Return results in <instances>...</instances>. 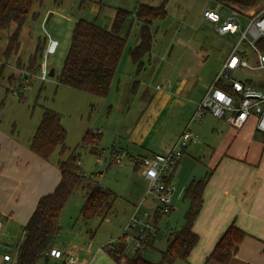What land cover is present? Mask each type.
I'll use <instances>...</instances> for the list:
<instances>
[{
	"label": "rangeland",
	"instance_id": "1",
	"mask_svg": "<svg viewBox=\"0 0 264 264\" xmlns=\"http://www.w3.org/2000/svg\"><path fill=\"white\" fill-rule=\"evenodd\" d=\"M162 2L166 15L152 20L153 44L142 57L140 68L133 64L129 54L137 42L140 27L134 13L140 3L158 6ZM262 7L264 0L249 8L227 7L216 0H36L20 31L17 52L5 53L13 24L0 31L2 129L12 130L14 135H20V139H26L35 132L44 109L59 113L66 131V149L61 152L56 147L49 156L52 161L66 159L76 146L79 147L86 131L98 135L93 144L78 148V165L84 174H92L101 186L116 194L112 213L103 220L97 216L83 220L79 216L83 193L80 190L71 193L61 209L60 231L53 244L64 248L73 245L85 247L91 241L93 248L101 246L104 249V246L122 240L121 235L136 206H139V211L152 210L153 203L147 193L149 183L138 163L139 156L147 153L140 147L145 135V132L141 134L145 119H152L160 111L166 99L160 97L174 91L179 101L187 100L184 116L174 120L178 110L174 107L166 116L160 133L179 132L191 115L193 100L198 101L203 95L198 78L201 83L209 85L231 48L238 44V33H219L214 24L204 20L203 11L212 9L228 15L231 9L236 10L241 14V28L244 29L249 17ZM117 8L129 11V15L122 29L125 45L114 75L116 82L106 98L59 84L57 76L71 42L75 22L82 18L110 29ZM50 40L56 42L53 51L47 50ZM37 46H40L38 52ZM250 52L247 50L248 55ZM32 61L35 72L30 68ZM249 62L254 63L255 57L249 58ZM43 69L47 72L45 80L40 78ZM51 69L54 74L50 76L48 72ZM31 72H34L32 76ZM229 75L235 80L250 78L264 82V69L238 68ZM178 78L192 83L183 96L180 90H172ZM221 78L227 81L225 75ZM187 93L189 98H185ZM152 96L154 98L150 99ZM223 121L206 114L190 125V130L199 138L198 142L186 146L179 160L182 165L174 176L175 209L161 215L154 243L141 251L151 262H160V251L166 247L168 233L182 225L189 208V200L183 196L184 187L193 177L202 178L210 170L207 161L212 150L209 147L215 148L224 139L228 125ZM113 151L117 152L120 161H110ZM21 239L20 232L14 242ZM14 251L15 246L7 250L12 255ZM125 253L132 257L135 251L127 247ZM85 257L91 264V256ZM49 264H53L52 261ZM173 264L185 263L178 259Z\"/></svg>",
	"mask_w": 264,
	"mask_h": 264
},
{
	"label": "trees",
	"instance_id": "2",
	"mask_svg": "<svg viewBox=\"0 0 264 264\" xmlns=\"http://www.w3.org/2000/svg\"><path fill=\"white\" fill-rule=\"evenodd\" d=\"M36 0H0V31L7 30L13 24V30L8 34L5 53L17 52L20 46L19 35ZM227 7L238 6L249 8L260 0H216ZM135 17L140 22L136 44L129 54L133 64L142 66V57L151 50L153 35L150 30L152 20L166 15L164 2L158 6L140 3L135 10ZM129 11L117 8L110 29L98 26L94 21L78 19L75 22L71 42L63 60L59 75V84L105 97L110 89L115 71L122 56L125 45V35L122 29ZM258 49L264 51V36L256 41ZM40 46H37L38 52ZM30 68L36 71L33 61ZM31 69V70H32ZM30 70V69H29ZM30 72V71H29ZM34 72H31V76ZM137 83V82H136ZM216 85L229 89L222 81ZM98 135L86 131L79 147L93 144ZM66 131L61 123V115L51 109H44L39 124L30 140L29 148L44 159L49 158L52 151L59 147L61 152L66 149ZM79 147L64 160H58L60 179L54 189L42 195L27 222L22 227L24 232L21 241L14 251L15 264H43L46 261V250L60 231L59 215L68 197L74 191L83 193V204L79 216L88 220L94 216L103 220L112 213L116 194L100 185L91 175L84 174L78 165ZM99 154V152L97 153ZM211 171L199 179H192L184 188L183 196L189 200V208L183 217L180 229L169 232L166 237V247L160 251V262L153 263L146 259L141 251L151 247L154 235H148L142 250L132 257L126 256L123 240L104 246L107 253L118 264H173L176 260L187 261L191 249L199 240L198 234L192 230L195 217L202 205V192ZM162 213L156 212L153 218L155 228ZM2 216L0 215V220ZM246 232L240 227L229 225L218 239L205 261L227 264L237 251L238 244Z\"/></svg>",
	"mask_w": 264,
	"mask_h": 264
},
{
	"label": "crops",
	"instance_id": "3",
	"mask_svg": "<svg viewBox=\"0 0 264 264\" xmlns=\"http://www.w3.org/2000/svg\"><path fill=\"white\" fill-rule=\"evenodd\" d=\"M114 79L110 89L116 82ZM198 79L204 94L211 83L207 85L201 83L200 77ZM191 84L185 79L178 78L172 90L181 91L180 95L183 96L182 94ZM174 93L173 91L172 94L160 97L166 98L160 111L156 112L152 119L150 117L145 119L144 129L141 132V134L145 132V135L140 147L147 153L141 156L166 152L186 124L188 118L179 132L160 133L166 116L174 107L178 108L174 120H180L184 116L187 100L179 101ZM153 98L154 96L150 99ZM185 98H189V93ZM193 101L195 103L190 114L193 113L200 99ZM250 120L239 130H235L224 120L225 125H228L225 132L223 131L224 139L215 148L209 147L212 154L207 166L211 172L203 188L200 211L192 226L199 240L191 249L187 261H183L185 264H220L214 261L206 262L205 259L231 224L243 229L246 235L227 264H264V134L255 129L254 119ZM13 132L4 131L0 125V215L2 216L0 251L2 253L16 247L19 242L15 243L14 240L19 237L20 232L22 235V227L35 209L39 198L51 192L60 179L58 161L44 159L29 148L33 135L20 139V135H14ZM185 150L186 148L183 153ZM179 160L172 171L175 188L174 176L182 165ZM174 198L173 194L171 211L175 209L177 196L175 200ZM181 226L170 232L180 229ZM52 246L74 253L79 264H90L85 255L91 256L89 258L91 264H118L105 248L101 246L93 248L91 241L85 247L73 245L64 248L56 244ZM51 261L53 264L60 263L59 260L50 257L44 262L49 264Z\"/></svg>",
	"mask_w": 264,
	"mask_h": 264
},
{
	"label": "built area",
	"instance_id": "4",
	"mask_svg": "<svg viewBox=\"0 0 264 264\" xmlns=\"http://www.w3.org/2000/svg\"><path fill=\"white\" fill-rule=\"evenodd\" d=\"M240 16L241 14L233 9L228 15H223L218 10L212 9L203 11V17L214 23L219 33H238V44L233 46L224 58L220 70L170 148L164 153H154L139 158L138 163L142 168V174L149 183L147 193L153 206L150 211L146 209L139 211V206H136L130 215L121 235L125 249L131 247L135 252L142 250L147 236L156 233L153 222L155 213L166 214L172 210V196L175 190L172 171L186 146L198 142L199 138L190 130V125L193 122L198 121L206 114H211L218 119L226 120L232 128L239 130L249 119L253 118L255 129L264 134V82H255L250 78L235 80L229 75L238 68L264 69V51L258 49L255 44L258 39L264 36V7L250 17L248 16L249 19L244 29L241 28ZM55 45L56 42L50 40L47 50L53 51ZM247 50L251 51L250 55ZM253 57H255V62H249V58ZM46 74V70L43 69L40 78L45 80ZM224 75L227 81L221 78ZM217 81H222L229 89L216 85ZM111 154L110 161H120L121 158L118 157L117 152L115 154L113 151ZM127 231L133 233L129 234ZM23 234L22 231V236ZM46 257L59 260V264H77L78 262L74 253L54 246L46 250ZM14 263V255L9 252L0 253V264Z\"/></svg>",
	"mask_w": 264,
	"mask_h": 264
},
{
	"label": "water",
	"instance_id": "5",
	"mask_svg": "<svg viewBox=\"0 0 264 264\" xmlns=\"http://www.w3.org/2000/svg\"><path fill=\"white\" fill-rule=\"evenodd\" d=\"M54 74V70L53 69H51L49 72H48V75H53Z\"/></svg>",
	"mask_w": 264,
	"mask_h": 264
}]
</instances>
